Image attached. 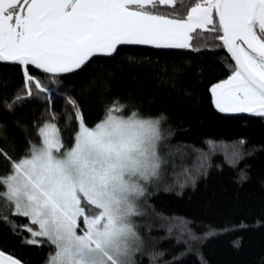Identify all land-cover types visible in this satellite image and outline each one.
Wrapping results in <instances>:
<instances>
[{"label":"snow or ice","instance_id":"obj_1","mask_svg":"<svg viewBox=\"0 0 264 264\" xmlns=\"http://www.w3.org/2000/svg\"><path fill=\"white\" fill-rule=\"evenodd\" d=\"M123 45L225 49L234 63L210 89L215 107L264 117V0H0V61L22 66L24 74L5 106L11 110L27 97L50 101L64 74ZM29 66L47 74V83ZM66 99L79 120L73 147L63 144L52 115L38 127L41 143L29 141L24 157L12 161L0 148L12 167L0 177V207L27 223L17 225L2 211L0 219L28 233L24 243L54 246L47 264H135L144 241L134 218L145 215L140 199L164 175L158 149L166 117L117 115L127 105L115 99L89 128L75 100ZM0 264L20 262L0 252Z\"/></svg>","mask_w":264,"mask_h":264},{"label":"trees","instance_id":"obj_2","mask_svg":"<svg viewBox=\"0 0 264 264\" xmlns=\"http://www.w3.org/2000/svg\"><path fill=\"white\" fill-rule=\"evenodd\" d=\"M233 63L222 48L118 46L112 57H93L82 69L64 74L52 86L50 101L27 97L9 110L5 104L22 88L24 74L22 66L0 61V148L12 161L24 157L29 141L41 143L38 127L52 115L63 144L73 147L79 120L68 95L87 127L101 122L115 99L127 105L118 115H164L166 138L159 146L164 180L141 199L149 221L139 226L145 243L135 264H264V117L221 112L210 90L228 78L227 65ZM29 69L47 83V74ZM11 171L9 160L0 156V177ZM0 211L17 225L27 223L7 207ZM27 237L0 219L1 251L23 264H47L54 246L24 243ZM155 253L163 255L153 259Z\"/></svg>","mask_w":264,"mask_h":264},{"label":"rangeland","instance_id":"obj_3","mask_svg":"<svg viewBox=\"0 0 264 264\" xmlns=\"http://www.w3.org/2000/svg\"><path fill=\"white\" fill-rule=\"evenodd\" d=\"M209 27H211V26H209ZM223 81V80H222ZM219 83V82H218ZM217 84V83H216ZM216 84H214V85H216ZM213 85V86H214ZM213 99H214V97H213ZM227 113H240V112H227ZM115 114H117V113H115ZM118 115V114H117ZM85 125V124H84ZM86 126V125H85ZM87 127V126H86ZM89 128H93V127H89ZM78 131H79V129H78ZM78 133V132H77ZM41 140H42V138H41ZM223 149H226V148H224L223 147ZM159 150V149H158ZM161 180H164V177L161 179ZM153 184H150L149 186H148V189H149V187L150 186H152ZM147 192H148V190H147ZM142 199V198H141ZM141 199H140V205H141ZM141 208L143 209V211H144V213H145V215H143V216H139V217H135L134 219H135V221H136V223H137V225H138V231H139V226H140V224H141V222H143L144 220H145V218H146V220L148 219V221H149V217H147V212H145V209L143 208V206L141 205ZM78 231H79V229H78ZM139 234H140V236H141V233H140V231H139ZM142 237V236H141ZM142 239H143V241H144V243H145V239H144V237H142ZM55 251V248L53 249V251L52 252H54ZM142 251V250H141ZM1 252V251H0ZM5 254V253H4ZM5 257L7 258V257H11V256H9V255H7V254H5ZM136 257V256H135ZM135 257H134V259H135ZM136 260V259H135ZM20 264H22L21 262H20Z\"/></svg>","mask_w":264,"mask_h":264},{"label":"flooded vegetation","instance_id":"obj_4","mask_svg":"<svg viewBox=\"0 0 264 264\" xmlns=\"http://www.w3.org/2000/svg\"><path fill=\"white\" fill-rule=\"evenodd\" d=\"M1 251V250H0ZM1 252H3V251H1ZM3 253H5V254H7V255H9V256H11L10 254H8V253H6V252H3ZM12 258H15V257H13V256H11ZM16 260H18L17 258H15ZM19 261V260H18ZM20 262V261H19ZM22 263V262H21Z\"/></svg>","mask_w":264,"mask_h":264},{"label":"water","instance_id":"obj_5","mask_svg":"<svg viewBox=\"0 0 264 264\" xmlns=\"http://www.w3.org/2000/svg\"><path fill=\"white\" fill-rule=\"evenodd\" d=\"M234 62V61H233ZM240 113H247V112H240Z\"/></svg>","mask_w":264,"mask_h":264}]
</instances>
